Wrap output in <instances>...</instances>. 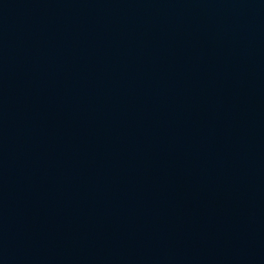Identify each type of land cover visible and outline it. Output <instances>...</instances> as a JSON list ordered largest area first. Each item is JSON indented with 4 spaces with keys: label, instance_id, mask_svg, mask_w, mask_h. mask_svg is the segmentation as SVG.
<instances>
[{
    "label": "water",
    "instance_id": "water-1",
    "mask_svg": "<svg viewBox=\"0 0 264 264\" xmlns=\"http://www.w3.org/2000/svg\"><path fill=\"white\" fill-rule=\"evenodd\" d=\"M0 264H264V0H0Z\"/></svg>",
    "mask_w": 264,
    "mask_h": 264
}]
</instances>
